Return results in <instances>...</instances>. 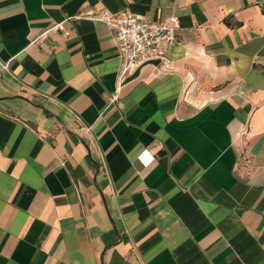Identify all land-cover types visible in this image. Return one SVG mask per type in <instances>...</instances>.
Segmentation results:
<instances>
[{
  "label": "crops",
  "instance_id": "1",
  "mask_svg": "<svg viewBox=\"0 0 264 264\" xmlns=\"http://www.w3.org/2000/svg\"><path fill=\"white\" fill-rule=\"evenodd\" d=\"M0 264H264V0H0Z\"/></svg>",
  "mask_w": 264,
  "mask_h": 264
},
{
  "label": "built area",
  "instance_id": "2",
  "mask_svg": "<svg viewBox=\"0 0 264 264\" xmlns=\"http://www.w3.org/2000/svg\"><path fill=\"white\" fill-rule=\"evenodd\" d=\"M90 17L106 23L113 32L122 60L120 66L122 80L149 62L170 67L172 59L169 50L179 42L177 33L179 24L176 17L151 21L130 11L119 13L98 11ZM56 28L68 36L69 32L62 23L56 25ZM149 161L150 159L145 160L146 163Z\"/></svg>",
  "mask_w": 264,
  "mask_h": 264
}]
</instances>
